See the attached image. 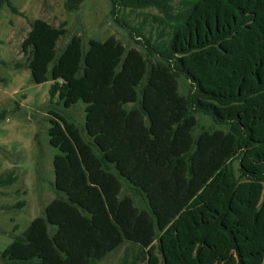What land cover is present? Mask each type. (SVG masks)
<instances>
[{
	"label": "rangeland",
	"instance_id": "obj_1",
	"mask_svg": "<svg viewBox=\"0 0 264 264\" xmlns=\"http://www.w3.org/2000/svg\"><path fill=\"white\" fill-rule=\"evenodd\" d=\"M9 2L16 14L6 4L0 8V110L7 112L0 122V174L15 170L18 179L1 189L0 207L25 205L0 211V264H83L86 257L118 264L127 244L155 243L223 164L233 137L189 114L183 78L161 62L148 63L136 33L156 38V10L111 14L109 0H83L72 11L64 0ZM54 82L70 88L50 103ZM72 121L87 127L147 202L99 168ZM190 151L188 167L183 156ZM51 183L67 202L55 198ZM28 226L29 241L12 242Z\"/></svg>",
	"mask_w": 264,
	"mask_h": 264
},
{
	"label": "trees",
	"instance_id": "obj_2",
	"mask_svg": "<svg viewBox=\"0 0 264 264\" xmlns=\"http://www.w3.org/2000/svg\"><path fill=\"white\" fill-rule=\"evenodd\" d=\"M82 1L64 0V6L72 11ZM109 1L111 14L117 8L156 10V38L136 33L144 41L148 63L161 62L175 78H183L189 86L185 98L189 114L209 118L233 137L232 151L223 164L155 243L146 249L127 244L118 264H264V0H180L177 6L173 0ZM4 4L17 13L9 0H0V8ZM145 80L138 90L140 109ZM69 88L68 82L52 83L50 103ZM6 115L0 110V122ZM72 124L99 168L115 175L132 198L147 202L141 188L118 173L87 127ZM191 155L190 151L183 156L188 167ZM17 179L15 170L1 173L0 193ZM50 189L56 199L68 201L54 183ZM24 205L17 201L0 211L17 212ZM32 231L28 226L13 234L12 242H28ZM6 263L34 264L30 259ZM83 264L97 260L86 257Z\"/></svg>",
	"mask_w": 264,
	"mask_h": 264
}]
</instances>
